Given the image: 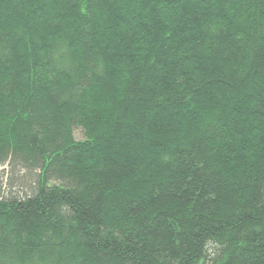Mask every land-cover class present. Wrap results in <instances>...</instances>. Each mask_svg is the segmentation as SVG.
Instances as JSON below:
<instances>
[{"label": "trees", "instance_id": "16d2710c", "mask_svg": "<svg viewBox=\"0 0 264 264\" xmlns=\"http://www.w3.org/2000/svg\"><path fill=\"white\" fill-rule=\"evenodd\" d=\"M5 165L0 264H264V0H0Z\"/></svg>", "mask_w": 264, "mask_h": 264}, {"label": "rangeland", "instance_id": "374dc122", "mask_svg": "<svg viewBox=\"0 0 264 264\" xmlns=\"http://www.w3.org/2000/svg\"><path fill=\"white\" fill-rule=\"evenodd\" d=\"M74 135L76 137V139H80L83 137V132L80 128H75L74 129ZM8 165H5V166H0V181L1 179H3V183L7 182V179H8V175H10L9 173V170H8ZM2 182V181H1ZM4 183V184H5Z\"/></svg>", "mask_w": 264, "mask_h": 264}]
</instances>
